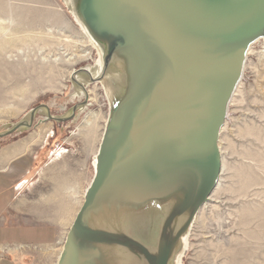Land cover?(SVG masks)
<instances>
[{
    "label": "water",
    "instance_id": "1",
    "mask_svg": "<svg viewBox=\"0 0 264 264\" xmlns=\"http://www.w3.org/2000/svg\"><path fill=\"white\" fill-rule=\"evenodd\" d=\"M124 89L109 116L83 204L57 264H170L221 175L219 135L249 48L264 38V0H76ZM16 123L0 138L32 127ZM160 223L155 247L132 232ZM125 258V259H124ZM128 260V261H127Z\"/></svg>",
    "mask_w": 264,
    "mask_h": 264
},
{
    "label": "rangeland",
    "instance_id": "2",
    "mask_svg": "<svg viewBox=\"0 0 264 264\" xmlns=\"http://www.w3.org/2000/svg\"><path fill=\"white\" fill-rule=\"evenodd\" d=\"M70 13V0H0V134L28 121L39 105L47 106L52 117L65 118L87 99L68 122L48 121L45 111L39 110L30 129L0 138L2 155L23 140L42 136L37 145L7 159L6 167L15 171L11 181L22 185L16 196L25 197L34 209L24 219L61 224L62 240L83 203L109 114L100 84L77 74L75 79L85 95L71 82L72 73L95 75L97 54ZM88 116L97 118L100 140L84 157L80 136ZM218 146L221 175L211 201L190 228L180 264H264L263 41L253 44L246 57ZM61 169H72L79 177L77 194L67 212L51 195L53 175ZM62 244L45 250L51 257L37 248H24L23 264H56Z\"/></svg>",
    "mask_w": 264,
    "mask_h": 264
},
{
    "label": "bare ground",
    "instance_id": "3",
    "mask_svg": "<svg viewBox=\"0 0 264 264\" xmlns=\"http://www.w3.org/2000/svg\"><path fill=\"white\" fill-rule=\"evenodd\" d=\"M75 1L76 0H70V4H71V13L70 14L72 15L76 25L80 28L84 37L87 39V40L86 39L85 40L87 41L89 46H91L97 54L96 72H95V75L91 74L92 78H97V77L101 76L103 73V66H104V61H105V57H106V51L104 50V48L101 45H99L91 37V35L87 31V29L85 28V26L83 25V23L79 19L78 15L75 11ZM259 41L264 42V38L256 41L254 44L258 43ZM251 47L249 48L247 55L249 54ZM120 68L121 67H120L119 63H117L115 61V59H112L108 69L106 70L105 74L102 76L101 81L98 82V84L101 85V87L104 91V95H105V98L107 100L108 111H110V109L113 107V105L118 101V99L121 96L123 89H124V78H123V75L121 73ZM239 85H240V83L238 84L237 88L239 87ZM237 88H236L235 92L237 91ZM235 92H234V95H235ZM230 103H231V101H230ZM11 115H13V114H11ZM108 116H109V114H107V119H108ZM107 119H106V123H107ZM96 120H97L96 117L88 116L85 118V121H84L85 126L83 127V129L81 131L82 133L80 136L82 139V146H83L82 152H83L84 157H88V155L93 151L96 142L98 140H100L99 135H98V126L96 124ZM106 123H105V125H106ZM104 129H105V126H104ZM102 136H103V134H102ZM41 138H42V136L41 137L39 136L38 138H29V139H26V140L19 142L13 149H10V150L6 151L5 153H3L2 156H0V161L1 160L6 161L9 158L16 157L20 154H23L25 152V150L28 149L29 145H31L33 143L35 145H37L41 141ZM101 139H102V137H101ZM100 143H101V141H100ZM98 148H99V146H98ZM219 151H220V149H219ZM97 152H98V149H97ZM97 152L93 156V160H92L93 175H94V170H95V165H96ZM78 166L80 168V165H78ZM93 175H92V177H93ZM53 178H54L55 182H54L53 187L51 189V195H53L55 198L59 199V204L63 208L62 210L64 212H67V210L71 209V207L73 205V198L77 194L78 181H79L78 174H77V172L76 173L73 172L72 169H67V170L61 169V171H57L53 175ZM91 180H92V178H91ZM91 180H90V182H91ZM90 182H89V184H90ZM84 194H85V192H84ZM210 198H209V201H211V199H212V198L211 199ZM83 199H84V197H83ZM205 205H207V203ZM154 225L152 226V228L144 227L143 229L140 228L139 230H135L134 232H132V234L137 236V238L140 239L141 241L146 242L149 245H152L153 247H155L157 244V238H158L160 223L157 226H154ZM188 234H189V232L181 238L180 243H179V247L175 251V253L173 254L170 264H180V259H181V256L183 254V251L185 250ZM63 241H65L64 238L62 241H60L58 243V245L59 244L61 245L62 243L64 244ZM63 244H62V246H63ZM61 251H62V248H61ZM61 251H59V252L61 253ZM60 253L58 254L57 262H58ZM126 264H146V262L142 261V262L138 263V262L129 260L128 262H126Z\"/></svg>",
    "mask_w": 264,
    "mask_h": 264
},
{
    "label": "crops",
    "instance_id": "4",
    "mask_svg": "<svg viewBox=\"0 0 264 264\" xmlns=\"http://www.w3.org/2000/svg\"><path fill=\"white\" fill-rule=\"evenodd\" d=\"M3 162L0 161V264H23L24 248H37L44 256L51 257L45 250L62 240L64 226L30 223L24 219L32 216L34 209L25 197L16 196L22 185L16 186L11 181L15 171L10 172L7 161Z\"/></svg>",
    "mask_w": 264,
    "mask_h": 264
}]
</instances>
